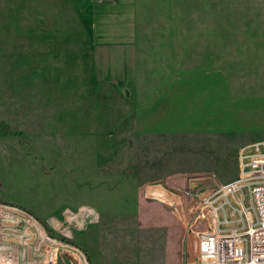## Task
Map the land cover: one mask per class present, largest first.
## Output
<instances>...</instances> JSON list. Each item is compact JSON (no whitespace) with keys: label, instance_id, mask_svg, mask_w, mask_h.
<instances>
[{"label":"rangeland","instance_id":"374dc122","mask_svg":"<svg viewBox=\"0 0 264 264\" xmlns=\"http://www.w3.org/2000/svg\"><path fill=\"white\" fill-rule=\"evenodd\" d=\"M126 1L110 15L122 32ZM93 2L0 0V212L24 214L29 248L53 264L57 251L208 264L205 198L264 140V0H185L184 51L168 42L165 3L141 0L134 52L101 48Z\"/></svg>","mask_w":264,"mask_h":264},{"label":"built area","instance_id":"2783aa9c","mask_svg":"<svg viewBox=\"0 0 264 264\" xmlns=\"http://www.w3.org/2000/svg\"><path fill=\"white\" fill-rule=\"evenodd\" d=\"M238 165V177L217 185L205 198L204 203L211 210L213 218L211 229L202 231L198 237L202 262L264 264V140L241 147ZM247 199L249 205L246 204ZM220 211L224 214V220L220 217ZM230 218L234 219L235 225L222 227L224 224H232ZM28 222L33 226L36 223L35 219H28ZM37 239L38 245V236ZM29 247L28 244L24 247L28 251L23 260L7 255L2 257V264H53L49 258L40 260L38 254L41 255V251Z\"/></svg>","mask_w":264,"mask_h":264},{"label":"crops","instance_id":"0c3cea01","mask_svg":"<svg viewBox=\"0 0 264 264\" xmlns=\"http://www.w3.org/2000/svg\"><path fill=\"white\" fill-rule=\"evenodd\" d=\"M119 2L120 0H94L92 4L91 12L93 14V21L96 22L95 26L98 29L97 35L99 44L101 45V48L105 50H109L114 46H119L120 48H128L133 52L138 51L140 47L139 43L141 41L139 33L141 24L140 18L144 15L143 5L146 2L143 3L141 0L126 1L127 3L125 4H132L131 6L134 8V21L128 20L124 22V25L129 26L130 29L129 31L123 32L120 29L123 22L121 23L119 21V23L113 25L110 17L115 11V7L113 6L117 3L119 4ZM162 2L166 5V32L168 35V42H172L173 44L176 43L178 51L180 50V42H183L181 48L182 51H184V36H180V29H183L184 31L186 2L185 0H162ZM131 26L133 27L132 31ZM121 33L127 35H122ZM79 217H81V215H69L70 219L68 220L78 221ZM26 218L27 217L24 214H21L18 211L5 210L0 212V264H2V257H7V255L13 258H21L23 260L27 257L24 250L25 245L28 244L30 247L34 245L36 241L35 234L31 229L29 230V228H27L25 221ZM54 224H56V221ZM36 225L37 224L35 223V226ZM37 229L40 230L38 226ZM37 236L39 237V235ZM2 250H4V252H2ZM63 253L60 254L59 258V253L57 251L56 264H58L59 259L62 260V264H66V259L71 261L72 264H87L86 260H84L82 255L78 252L71 251L69 254L65 252Z\"/></svg>","mask_w":264,"mask_h":264}]
</instances>
